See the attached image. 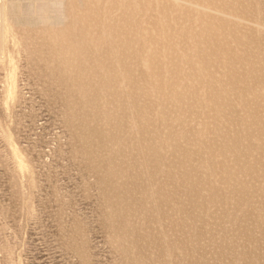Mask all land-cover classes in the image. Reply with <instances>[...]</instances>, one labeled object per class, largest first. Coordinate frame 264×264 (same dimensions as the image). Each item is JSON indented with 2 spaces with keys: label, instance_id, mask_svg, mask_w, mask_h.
<instances>
[{
  "label": "rangeland",
  "instance_id": "rangeland-1",
  "mask_svg": "<svg viewBox=\"0 0 264 264\" xmlns=\"http://www.w3.org/2000/svg\"><path fill=\"white\" fill-rule=\"evenodd\" d=\"M118 1L0 0V264H264V0Z\"/></svg>",
  "mask_w": 264,
  "mask_h": 264
},
{
  "label": "bare ground",
  "instance_id": "bare-ground-1",
  "mask_svg": "<svg viewBox=\"0 0 264 264\" xmlns=\"http://www.w3.org/2000/svg\"><path fill=\"white\" fill-rule=\"evenodd\" d=\"M118 0H116V2H117ZM130 1V0H129ZM114 2V1H113ZM116 2L114 3V4H116ZM118 2H120V0L118 1ZM117 5H118V3H117ZM21 6V5H20ZM128 6V5H127ZM114 7V6H113ZM32 8L34 9L35 8V6H33V5H31L30 6V10H32ZM117 8V7H116ZM119 8V7H118ZM121 8V7H120ZM1 9H2V7H1ZM0 9V20H2L1 18H2V16H3V13H5V16H6V12H2V10ZM17 11H18V14L19 13H21V11H20V7L19 6H17ZM22 10V9H21ZM116 10V9H115ZM125 10H127V9H125ZM124 11V10H123ZM134 11V10H133ZM128 12V11H127ZM13 14V13H12ZM109 16V15H108ZM4 17V16H3ZM11 17V16H10ZM125 17V16H124ZM18 18V17H17ZM7 22V21H6ZM30 22V21H29ZM52 23V22H51ZM8 24V23H7ZM27 24V23H26ZM5 25V24H4ZM257 25V24H256ZM28 26V25H27ZM137 26V25H136ZM30 27V26H29ZM138 28H139V26H137ZM5 28V27H4ZM8 28H9V26H8ZM5 30H6V28H5ZM10 31H11V29H10ZM35 31V30H34ZM7 32H9V31H7ZM11 34L13 33V32H10ZM11 34H9V35H11ZM15 34V33H14ZM14 34H13V36H14ZM30 34V33H29ZM36 34V33H35ZM36 36V35H35ZM9 37V36H8ZM7 37V38H8ZM16 37V36H15ZM37 37V36H36ZM12 39H15V38H12ZM6 41V40H5ZM15 41H16V39H15ZM13 42V43H16V42ZM17 42H19V41H17ZM119 43V42H118ZM20 44H22V43H20ZM20 44H18V45H20ZM56 44V43H55ZM15 45H17V43L15 44ZM110 45V44H109ZM55 47V46H54ZM120 47V46H119ZM109 49H110V47H109ZM114 50H117V49H114ZM121 52V51H120ZM87 54V53H86ZM10 57V56H9ZM56 58V57H55ZM57 59V58H56ZM142 63H144V61L142 62ZM72 64V63H71ZM81 64V63H80ZM61 65V64H60ZM69 66V65H68ZM105 66V65H104ZM119 67V66H118ZM74 70V69H73ZM64 71V70H63ZM62 72V71H61ZM65 72V71H64ZM74 73H76L75 71H73ZM131 72V71H130ZM255 72V71H254ZM81 73V72H80ZM122 74H123V71L122 70H115V72H114V75H113V77L114 78H118V77H121L122 76ZM73 75V74H72ZM153 76V75H152ZM74 78H75V76H74ZM76 79V78H75ZM74 79V80H75ZM81 79V78H80ZM11 80V79H10ZM13 80V79H12ZM77 80V79H76ZM12 82V81H11ZM79 82V79H78V81H77V83ZM13 83H14V81H13ZM81 83V82H80ZM12 87V86H11ZM79 88V87H78ZM93 88V87H92ZM143 89L142 90V94L143 95H145L146 93H148L149 94V92H150V95H152V97H154L155 98V102H154V104L153 105H149V107H147L146 109H150V111H149V113L146 115V112L148 111H146L145 113H142V114H140L139 115V119H140V121L142 120L143 122H140V124H138V125H140V130L142 131V136H141V138L142 139H139L138 138V136H137V138H138V140H136V144L138 145V144H140L141 143V145L143 146L142 147V149L143 150H137L138 152L140 151V153L141 154H143V153H145V154H147V155H149V157L151 158V156L154 154V155H156V152H158V151H160V149L162 148V149H164V148H166L167 146H169L170 145V143L171 142H175V141H177L178 139H179V136L177 135V133L178 132H176V131H174V130H172V129H174V128H177V127H180L183 123H182V121H183V118H181L180 117V115H175V117L173 118V121H171L172 123H171V126L168 124V123H166V121H168L169 122V120H167V119H165V118H162V117H159L158 119L157 118H155V117H153V118H150L149 116H151V109L153 110L154 109V107L155 108H157V109H160L161 111L162 110H164V112H165V110H167L168 109V107H166L165 106V103H163L162 101V99H160V96H159V92H161L159 89H160V87H156V84L154 83V82H150V81H142V84L140 85V89ZM89 89H90V87H89ZM153 90H155V91H153ZM157 90H159V91H157ZM11 92V91H10ZM92 94V93H91ZM97 94V93H96ZM127 94V93H126ZM8 95H9V93H8ZM165 95V94H164ZM10 97V96H9ZM8 97V98H9ZM171 97H173V95L171 96ZM160 100V101H159ZM103 101V100H102ZM92 102V101H91ZM94 102V101H93ZM95 106H97V105H95ZM252 108V107H251ZM103 109V108H102ZM101 109V110H102ZM259 109V108H258ZM96 110V109H95ZM100 110V111H101ZM178 110L179 109H177L176 111H175V114H176V112H178ZM101 112H103V111H101ZM104 112H105V110H104ZM92 113V112H91ZM96 114V113H95ZM99 114V113H98ZM149 115V116H148ZM102 117V116H101ZM105 117V116H104ZM135 117V116H134ZM152 117V116H151ZM93 118V117H92ZM157 120H159L158 121V124H156L155 125V123H157L156 121ZM138 121V120H137ZM161 121V123H159ZM102 122V121H101ZM93 123V122H92ZM103 123V122H102ZM181 123V124H180ZM99 124H100V121H99ZM102 125V124H101ZM104 126H105V123L103 124ZM102 125V126H103ZM97 126H99V125H97ZM96 126V127H97ZM109 126V125H108ZM239 126H241V125H239ZM243 126V125H242ZM94 127V126H93ZM170 127H171V129H170ZM240 129V128H239ZM243 129V128H242ZM242 129H240V130H242ZM107 130V129H106ZM245 130V129H244ZM105 131V130H104ZM118 132V131H117ZM120 132L121 131H119L118 132V137H115V132L113 133V135L112 134H110V133H107V134H105V135H107L109 138H107V137H102V140H101V143L102 144H104L105 145V147H106V145L107 146H109L110 148H112V146H114V144H116V143H122V140H121V134H120ZM243 132V131H242ZM241 132V133H242ZM238 133V132H237ZM240 134V133H239ZM137 135V134H136ZM155 135V136H154ZM143 136H145V137H143ZM233 137V136H232ZM99 139V138H98ZM136 139V138H135ZM241 142V141H240ZM98 143V142H97ZM100 143V142H99ZM231 143V142H230ZM231 145V144H230ZM139 147V146H138ZM94 148V147H93ZM106 149V148H105ZM103 150V149H102ZM92 152H93V150H92ZM14 153V152H13ZM114 153V152H113ZM112 156V155H111ZM115 156H118V155H115ZM114 157V156H113ZM121 157V156H120ZM242 157V156H241ZM17 158V157H16ZM118 157H115L114 159H117ZM154 158V157H153ZM153 158H152V162L154 163V164H156V165H158V163L161 161V159L162 158H160V156H155V159L153 160ZM112 159V158H111ZM113 159V160H114ZM159 159V160H158ZM19 160V159H18ZM155 161V162H154ZM17 162V161H16ZM122 162V161H121ZM233 164H234V162H233ZM235 164H237L236 162H235ZM17 165H18V169L20 170V169H24V167H23V163L21 162V159H20V161H18L17 162ZM230 165V164H229ZM123 166V165H122ZM129 166H131V165H129ZM235 165H233V167H234ZM26 167V166H25ZM127 167H128V165H127ZM26 169V168H25ZM24 169V170H25ZM121 169V168H120ZM228 170V169H227ZM236 170V169H235ZM21 171V170H20ZM119 171V172H118ZM237 172V171H236ZM222 173H224V172H222ZM124 174V173H123ZM226 174H228V175H225V176H228V178H229V182L228 183H230L231 184V182L233 181V182H235L236 181V179L235 178H237L238 176V174H236V173H234V171H233V169H231L230 168V170L228 171V172H226ZM110 177L111 178H114L115 179V177H117V176H121L122 175V172H121V170H113V171H111L110 172ZM108 175V176H109ZM125 175V174H124ZM211 175V174H210ZM237 176V177H236ZM122 177V176H121ZM120 177V178H121ZM120 178H118V179H120ZM239 179H240V177H238ZM222 179V178H221ZM221 179H219V180H221ZM223 179H225V178H223ZM234 179H235V181H234ZM109 181V180H108ZM210 181V180H209ZM223 181V180H222ZM240 181H241V179H240ZM207 182V181H206ZM226 182V181H225ZM224 182V183H225ZM232 182V183H233ZM237 182V181H236ZM208 183V182H207ZM226 184V183H225ZM221 185H223V184H221ZM240 186V185H239ZM152 187V186H151ZM154 187V186H153ZM208 187V186H207ZM140 188H141V186H140ZM148 188V187H147ZM131 189V188H130ZM151 189V188H150ZM143 190V189H142ZM221 190V189H220ZM151 191V190H150ZM231 191H233V190H231ZM192 192V191H191ZM217 192V191H216ZM194 193V192H193ZM195 194V193H194ZM213 195L215 194V193H212ZM211 194V195H212ZM210 196V195H209ZM208 196V197H209ZM219 196V195H218ZM202 197V196H201ZM212 197V196H211ZM187 198V197H186ZM185 198V199H186ZM191 198V197H190ZM213 198V197H212ZM205 199H207V198H205ZM214 199V198H213ZM212 199V200H213ZM230 199V198H229ZM191 199H189V201H190ZM210 200V199H209ZM211 200V201H212ZM216 200V199H215ZM245 200V199H244ZM214 201V200H213ZM231 201V200H230ZM185 202V201H184ZM220 202V201H219ZM213 203H215V202H213ZM217 203V202H216ZM196 204V203H195ZM199 204V203H198ZM230 204V203H229ZM232 204V203H231ZM238 204V203H237ZM109 205V204H108ZM201 205V204H200ZM215 205V204H214ZM236 205V204H235ZM240 205V204H239ZM112 206H114V205H112ZM117 207V206H116ZM190 207V206H189ZM196 207H197V205H196ZM241 208H242V205L240 206ZM193 209V208H192ZM195 209V208H194ZM205 209H207V208H205ZM228 209V208H227ZM203 210V209H202ZM193 211V210H192ZM194 212V211H193ZM229 213V212H228ZM235 214V213H234ZM112 215V214H111ZM203 215V214H202ZM261 215V214H260ZM194 216V215H193ZM217 216V215H216ZM231 216V215H230ZM228 218V217H227ZM231 218V217H230ZM139 219V218H138ZM215 219V218H214ZM229 219V218H228ZM209 220V219H208ZM217 220V219H216ZM225 221V220H224ZM207 222V221H206ZM209 222V221H208ZM132 223V222H131ZM204 225V224H203ZM224 225V224H223ZM220 226V225H219ZM116 227V226H115ZM226 227V226H225ZM231 227V226H230ZM233 227V226H232ZM242 227V226H241ZM231 229V228H230ZM235 231V230H234ZM213 232V231H212ZM186 233V232H185ZM190 233V232H189ZM206 233V232H205ZM215 233V232H214ZM196 234V233H195ZM202 234V233H201ZM233 235V234H232ZM193 236V235H192ZM206 236V235H205ZM154 237V236H153ZM182 238V237H181ZM171 239V238H170ZM200 239H202L203 240V238H200ZM157 240V239H156ZM177 240H179V239H177ZM201 240V241H202ZM155 241V240H154ZM167 241V240H166ZM197 242V241H196ZM209 242H211V241H209ZM233 243V242H232ZM211 244V243H210ZM178 246V245H177ZM198 246V245H197ZM173 248H174V246H173ZM225 249V248H224ZM173 250H175V249H173ZM194 250V249H193ZM235 250V249H234ZM161 251V250H160ZM231 254V253H230ZM139 255V254H138ZM196 255V254H195ZM250 264H251V262H250Z\"/></svg>",
  "mask_w": 264,
  "mask_h": 264
}]
</instances>
